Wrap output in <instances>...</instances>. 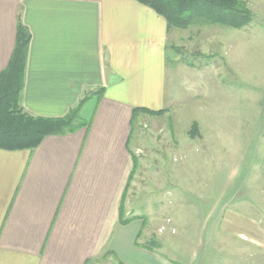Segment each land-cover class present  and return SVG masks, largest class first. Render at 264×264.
<instances>
[{"label": "crops", "instance_id": "0c3cea01", "mask_svg": "<svg viewBox=\"0 0 264 264\" xmlns=\"http://www.w3.org/2000/svg\"><path fill=\"white\" fill-rule=\"evenodd\" d=\"M243 1L264 22L257 10L261 0ZM19 21L32 34L24 109L61 117L87 95L97 103L88 128L48 136L34 150L0 149V264H119L120 251L135 250L147 264H166L160 247L157 255L135 245L143 234L154 235L151 223L128 221L132 209H123L122 216L120 207L136 159L134 108L167 112L178 99L176 87L167 88L168 49L170 36L180 32L136 0H0V72L12 56ZM242 29L245 41L248 32ZM205 30L212 31L203 39L209 53L199 55L217 56L213 40L235 46L229 34ZM196 32L204 35L202 28ZM243 197L240 205L259 212L263 190L249 194L258 200ZM227 219L231 228L250 224L257 230L252 218ZM253 233L238 231L243 240L264 246V237ZM130 259L124 257L127 264H140Z\"/></svg>", "mask_w": 264, "mask_h": 264}, {"label": "rangeland", "instance_id": "374dc122", "mask_svg": "<svg viewBox=\"0 0 264 264\" xmlns=\"http://www.w3.org/2000/svg\"><path fill=\"white\" fill-rule=\"evenodd\" d=\"M257 7L264 14V0ZM196 28H202L204 35L196 34ZM206 28H214L216 36L217 30L229 34V43L236 41L235 46L213 40L217 56L199 55L206 53L203 39L212 32ZM262 28L264 22L254 17L242 29L248 32L245 41L231 27L175 28L180 35L173 33L169 40L167 88L176 87L178 99L162 115H141L135 120L132 142L137 163L123 209L125 214L132 209L134 217L128 221L151 223L154 235L143 234L135 245L157 255L160 247L166 264H264V246L249 239L253 232L264 237V200L259 212L239 204L241 196L258 200L249 194L264 191ZM176 63L185 66L178 68ZM191 64L196 68L186 67ZM96 100L83 105L81 116L88 121ZM194 122L197 135L192 132ZM159 202L165 204L160 213ZM228 216L252 218L257 230L250 224L231 228L226 224ZM158 227L164 230L161 238ZM240 230L249 236L246 241L238 235ZM120 252L119 264H127L124 257L131 260L130 256L147 264L137 250Z\"/></svg>", "mask_w": 264, "mask_h": 264}, {"label": "trees", "instance_id": "16d2710c", "mask_svg": "<svg viewBox=\"0 0 264 264\" xmlns=\"http://www.w3.org/2000/svg\"><path fill=\"white\" fill-rule=\"evenodd\" d=\"M162 16L168 28L189 29L207 25H220L241 29L254 20V13L243 0H136ZM32 34L21 21L18 22L15 47L6 68L0 72V149L34 150L52 135H66L88 128L91 120L81 116L83 105L93 96H85L76 106L61 117L36 116L21 104L25 85L26 65ZM102 90V89H101ZM100 90V91H101ZM100 99L101 93L98 94ZM166 110L136 107L132 120L141 115L159 116ZM197 135L198 124L192 125ZM137 163V159H135ZM132 171V175L133 172ZM130 177L129 182L131 181ZM125 200V195L124 198ZM123 203V202H122ZM123 216V204L120 207Z\"/></svg>", "mask_w": 264, "mask_h": 264}]
</instances>
